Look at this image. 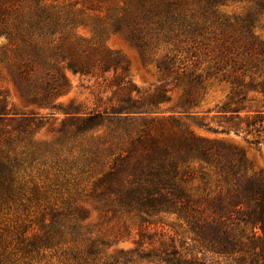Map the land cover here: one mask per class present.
<instances>
[{
  "label": "trees",
  "instance_id": "obj_1",
  "mask_svg": "<svg viewBox=\"0 0 264 264\" xmlns=\"http://www.w3.org/2000/svg\"><path fill=\"white\" fill-rule=\"evenodd\" d=\"M230 1L248 9L228 14ZM262 11L264 0H0V79L27 103L64 114L54 136L40 139L46 116L9 112L0 90V264H217L209 253L264 264V166L154 111L167 85L192 105L214 77L230 87L220 106L234 113L227 120L263 131L258 112L237 116L246 89L264 92V40L253 32ZM109 33L154 61L161 87L141 93L132 84L104 43ZM64 69L93 78L91 107L55 101L67 88ZM165 212L185 220L199 247L175 231L157 235ZM131 216L135 246L111 251L130 234Z\"/></svg>",
  "mask_w": 264,
  "mask_h": 264
},
{
  "label": "rangeland",
  "instance_id": "obj_2",
  "mask_svg": "<svg viewBox=\"0 0 264 264\" xmlns=\"http://www.w3.org/2000/svg\"><path fill=\"white\" fill-rule=\"evenodd\" d=\"M247 2L230 1L222 7V10L228 14H242L248 9ZM78 32L84 36H90L91 31L88 26H80ZM253 32L256 36L264 40V11L258 12L253 19ZM105 45L112 51L117 52L123 59L127 67V75L132 84L137 87L141 93H151L161 87L163 80L155 68L154 61L142 60L139 52L122 35L109 33L104 37ZM154 57V56H152ZM151 57V58H152ZM202 63L201 66H204ZM67 88L56 98V102L64 107L70 102L79 104L81 107H91L93 95L97 88L93 85V78L64 69ZM255 81L260 77L253 74ZM245 81L249 77L245 76ZM257 79V80H256ZM205 92L199 100L192 105H182L181 88H170L167 91L168 99L160 102L154 111L158 116H180L188 128L197 136L208 139L222 140L224 143L235 146L245 152L246 156L258 167L264 166V130L260 132L246 130L244 122L232 119L227 120L228 116H235L234 113L223 112L220 106L226 101L230 87L228 82L219 81L214 77L206 79ZM102 89V88H101ZM0 90L6 92L7 108L9 112L19 114L45 115L43 125L37 130V137L40 139H50L54 136L64 114L57 109L38 108L27 103L16 91L12 83L8 80L0 79ZM106 94H110L108 91ZM234 106V105H231ZM243 108L238 112L239 117L251 116L258 112L262 117L264 126V92L259 87H249L246 89V99L239 104ZM248 110V111H247ZM194 117V118H193ZM196 118V119H195ZM200 122V123H198ZM257 139L259 142H254ZM89 218L97 219V211L90 205ZM131 223V231L128 236H124L110 246V250L115 252L120 249L126 250L135 246L134 240L137 239V226L135 217H126ZM156 219L157 225L154 227L158 234L172 233L175 231L178 237L185 240L188 244L199 247L198 241H192L193 235L187 227L185 220L175 213H160ZM249 231V228L247 232ZM210 258L217 260V264H246L238 263V253L223 255L209 253ZM134 264H161L149 262L146 260H136Z\"/></svg>",
  "mask_w": 264,
  "mask_h": 264
}]
</instances>
